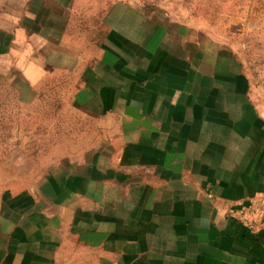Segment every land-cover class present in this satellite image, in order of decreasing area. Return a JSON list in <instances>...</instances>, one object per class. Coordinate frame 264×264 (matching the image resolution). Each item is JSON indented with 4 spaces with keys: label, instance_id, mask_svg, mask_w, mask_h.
I'll use <instances>...</instances> for the list:
<instances>
[{
    "label": "crops",
    "instance_id": "0c3cea01",
    "mask_svg": "<svg viewBox=\"0 0 264 264\" xmlns=\"http://www.w3.org/2000/svg\"><path fill=\"white\" fill-rule=\"evenodd\" d=\"M45 5L29 0V34L0 28V56L21 44L29 67L35 50L49 66V40L40 34L37 44L30 30ZM102 23L77 89L96 134L90 150L40 179L34 167L0 168L10 174L0 191V264H264V230L235 217L264 203V126L230 50L126 2ZM63 36L79 47L67 23Z\"/></svg>",
    "mask_w": 264,
    "mask_h": 264
},
{
    "label": "rangeland",
    "instance_id": "374dc122",
    "mask_svg": "<svg viewBox=\"0 0 264 264\" xmlns=\"http://www.w3.org/2000/svg\"><path fill=\"white\" fill-rule=\"evenodd\" d=\"M51 1L37 9L40 18L30 28L49 40V66H42L43 51L35 50L36 65L29 67V52L21 44L0 56V168L15 174L34 167L35 179H40L61 159L84 156L90 150L96 134L89 130L90 119L79 110V71L95 58L104 38V13L118 2L146 12H166L197 36L209 37L230 50L234 70L243 78L264 126V0ZM66 23L79 43L76 49L63 36ZM16 25H23L29 34V0H0V28ZM21 59L26 61L17 66ZM93 123L99 138L102 125ZM9 175L0 177V191Z\"/></svg>",
    "mask_w": 264,
    "mask_h": 264
},
{
    "label": "built area",
    "instance_id": "2783aa9c",
    "mask_svg": "<svg viewBox=\"0 0 264 264\" xmlns=\"http://www.w3.org/2000/svg\"><path fill=\"white\" fill-rule=\"evenodd\" d=\"M263 200L255 201L247 207H242L235 213V217L252 231L264 230Z\"/></svg>",
    "mask_w": 264,
    "mask_h": 264
}]
</instances>
